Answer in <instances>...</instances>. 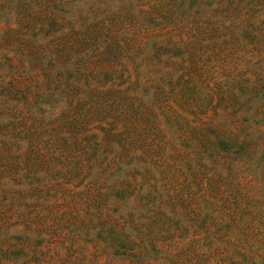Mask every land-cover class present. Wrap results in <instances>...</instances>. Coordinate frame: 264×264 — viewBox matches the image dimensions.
I'll return each mask as SVG.
<instances>
[{
    "label": "rangeland",
    "instance_id": "374dc122",
    "mask_svg": "<svg viewBox=\"0 0 264 264\" xmlns=\"http://www.w3.org/2000/svg\"><path fill=\"white\" fill-rule=\"evenodd\" d=\"M0 264H264V0H0Z\"/></svg>",
    "mask_w": 264,
    "mask_h": 264
},
{
    "label": "trees",
    "instance_id": "16d2710c",
    "mask_svg": "<svg viewBox=\"0 0 264 264\" xmlns=\"http://www.w3.org/2000/svg\"><path fill=\"white\" fill-rule=\"evenodd\" d=\"M221 146H222V144H221ZM223 147H224V145H223ZM226 150H229L230 151V145L228 144V143H226ZM235 153V152H234ZM110 236V235H109ZM110 237H112V234H111V236ZM116 237H113V239H111L112 241H111V243L114 245V246H116V247H118L119 246V248H122V249H129V244H126V242H124V243H122L121 241H120V239H115ZM122 254H124V252L122 253Z\"/></svg>",
    "mask_w": 264,
    "mask_h": 264
}]
</instances>
